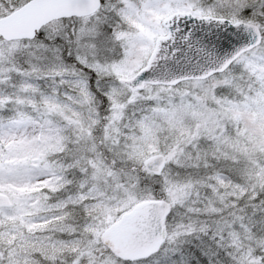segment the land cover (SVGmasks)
I'll use <instances>...</instances> for the list:
<instances>
[{
	"label": "snow or ice",
	"instance_id": "snow-or-ice-1",
	"mask_svg": "<svg viewBox=\"0 0 264 264\" xmlns=\"http://www.w3.org/2000/svg\"><path fill=\"white\" fill-rule=\"evenodd\" d=\"M0 264H264V0H0Z\"/></svg>",
	"mask_w": 264,
	"mask_h": 264
}]
</instances>
